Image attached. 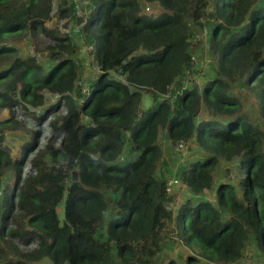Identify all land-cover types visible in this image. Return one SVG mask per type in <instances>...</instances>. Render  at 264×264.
I'll return each mask as SVG.
<instances>
[{
	"label": "trees",
	"instance_id": "obj_1",
	"mask_svg": "<svg viewBox=\"0 0 264 264\" xmlns=\"http://www.w3.org/2000/svg\"><path fill=\"white\" fill-rule=\"evenodd\" d=\"M52 2L0 0V35L43 28ZM153 2L158 9L147 6ZM91 4L96 46L90 45L99 73L88 87L76 82L79 66L70 57L44 68L0 46V111H19L37 124L35 135L50 132L58 145L31 159L28 150L37 141L28 142L30 148L13 158L1 133L9 121L0 120V175L15 173L0 195V264L43 257L51 264H223L241 256L249 234L264 245L263 121L252 110L234 113L238 99L219 74L199 94L193 88L166 97L172 85L181 86L193 66L192 51L202 44L223 74L231 69L222 63L231 60L243 83L257 81L264 96V0ZM54 39L74 50L67 37ZM41 90L59 98L41 112L23 109L22 101L41 102ZM143 94L151 103L140 110ZM202 106L220 120L197 122ZM163 128L176 150L194 140L208 153L181 171V182L192 189L211 188L223 162L227 181L214 189V205L169 206L172 189L155 173ZM127 142L133 156L120 162ZM162 239L183 242L192 253L161 260ZM22 247L28 250L20 253Z\"/></svg>",
	"mask_w": 264,
	"mask_h": 264
},
{
	"label": "rangeland",
	"instance_id": "obj_2",
	"mask_svg": "<svg viewBox=\"0 0 264 264\" xmlns=\"http://www.w3.org/2000/svg\"><path fill=\"white\" fill-rule=\"evenodd\" d=\"M91 2L92 0H53L50 16L43 22V28L34 29L33 32L25 31L0 35V46L14 47L16 49L15 53L18 56L33 57L44 68L50 67L57 57H70L79 66L76 82L80 80L82 88L88 87L99 73L94 58V50L91 46H96L94 42L96 30L94 24L90 21ZM147 6L158 9V4H155V2L147 4ZM59 9H63V12L59 11ZM54 37H67L72 41L74 50L67 44L61 46ZM51 51H53V54L56 53V55L50 54ZM192 60V69L179 80L181 86L178 87L180 83L172 85L166 97L171 96L173 100L183 89L193 88L198 89L199 94L203 83L219 74L230 85L227 92L238 99V107L234 113H250L252 110L263 121L262 125H264V96L260 91L257 81L252 84H244V77L239 74L238 69L237 71L234 70L231 60L222 63V66L231 69L230 73L226 72L223 74L221 64L205 44H202L200 47L196 46L194 51H192ZM114 77L123 78L118 74H114ZM39 94L41 95V102L32 104L31 102L22 101L21 105L23 109L29 112L37 110L41 112L59 98V94L53 93L50 90H41ZM148 97V94H143L140 110H145L150 105L151 99ZM211 113H214V115ZM207 118L220 120V117L215 112L208 111L205 109V106H202L196 120L198 122L201 119ZM0 120L9 121L2 126L1 133L3 143L8 146L13 158L22 154L25 147L30 148L29 145L33 141H37V144L31 150H28V157L30 156L31 159L44 158L50 152L51 147L56 148L58 146L49 138L50 132L35 135L36 127H38L37 124L33 125L27 122L24 114H21L19 111L3 108L0 111ZM82 120L88 123L90 119L85 115L82 117ZM261 134L264 151V127L261 130ZM28 142L31 143L26 145ZM157 142L161 147V155L155 173L163 176L166 180L176 179V182L170 184L172 192H170L171 201L169 206L174 209L185 202L196 205L201 200L210 201L214 205V189L217 187L219 181H227L221 171L224 165L223 162L214 173L211 188L194 190L186 182H181V171L187 167L189 162L201 159L205 155H208V153L205 150L199 149L197 142L194 140L187 144L188 146L185 145L179 151L176 150L175 143L169 140L165 128L159 131ZM128 149L129 143L127 142L117 159L118 161H126L133 156ZM1 172L0 195L3 193V187H5L7 182H9V185L12 184L15 174L14 171L8 169ZM59 217H62L61 212H59ZM161 243L162 248L158 253L161 260L166 261L168 258L184 260L192 253L190 248L183 242L174 243L170 240L162 239ZM27 250V248L22 247L19 249V252L24 253ZM31 264H51V262L47 257H43L37 261H33ZM209 264L222 263L211 262ZM223 264H264V245H260L254 235L249 234L244 240L241 256Z\"/></svg>",
	"mask_w": 264,
	"mask_h": 264
},
{
	"label": "built area",
	"instance_id": "obj_3",
	"mask_svg": "<svg viewBox=\"0 0 264 264\" xmlns=\"http://www.w3.org/2000/svg\"><path fill=\"white\" fill-rule=\"evenodd\" d=\"M184 147H185V145H184L183 142L178 143V149H180V148H184ZM172 182H176V179H174V180H168V182H167V189H168V190L171 189L170 184H171Z\"/></svg>",
	"mask_w": 264,
	"mask_h": 264
}]
</instances>
